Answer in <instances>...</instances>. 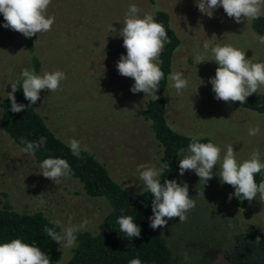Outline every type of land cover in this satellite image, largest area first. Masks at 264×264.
<instances>
[{
    "label": "rangeland",
    "instance_id": "1",
    "mask_svg": "<svg viewBox=\"0 0 264 264\" xmlns=\"http://www.w3.org/2000/svg\"><path fill=\"white\" fill-rule=\"evenodd\" d=\"M167 2L181 45L165 89L166 119L177 132L211 138L213 146L203 153L179 151L175 203L153 212L151 227L164 236L172 264H264L255 243L264 230V193L236 180L239 170L264 166V114L238 104L248 92L264 93V38L248 30L251 18L264 14V0ZM144 3L0 0L1 7L27 12L39 23L45 69L29 78L32 88L44 83L40 113L53 115L62 125L56 134L94 154L129 193L152 186L161 170L160 148L141 116L157 58L144 36L152 30L148 17L135 25ZM0 33L12 42L10 27ZM109 45L112 53L103 58ZM246 47L255 60L247 59ZM21 60H11L17 74L27 66ZM242 191L249 194L247 205H233ZM4 199L20 213L41 211L62 227L60 264L74 246L70 233L96 230L109 209L105 198L86 195L78 179L38 163L0 126Z\"/></svg>",
    "mask_w": 264,
    "mask_h": 264
},
{
    "label": "trees",
    "instance_id": "2",
    "mask_svg": "<svg viewBox=\"0 0 264 264\" xmlns=\"http://www.w3.org/2000/svg\"><path fill=\"white\" fill-rule=\"evenodd\" d=\"M167 1L144 0L145 11L136 18L135 25L140 27L141 24L137 23L144 18L146 21L148 17V27H152V30L144 36L157 51L154 88L142 106L141 116L149 124L150 132L160 148L161 170L152 186L135 193L127 192L114 180L105 164L90 151L77 148L58 136L54 128L62 125H57L58 120L53 115L43 116L40 113L38 107L39 103L43 104L44 83L35 82L37 86L34 84L32 88L33 83L31 85L29 78V74L39 75L45 69V55H41L42 47L36 40L39 23L27 12L0 6V27L3 30L10 27L14 36L11 42L7 35L0 33V49H7L0 50L1 129L38 163L55 167L78 179L86 195L105 198L109 207L96 230L70 233L74 246L64 264L173 262L164 236L151 227V215L175 203L179 185V151L207 152L213 146V140L177 132L166 119L165 89L172 74L174 55L181 45V39L172 27L174 14L172 17ZM250 25L249 31L264 38V14L256 13ZM143 33L141 29V35ZM107 39L108 36L104 38ZM104 48L105 55H102L107 58L112 53V46ZM249 49L246 47V56H251L247 59L253 61L256 58L249 53ZM22 58L27 66L22 74H17L12 70L11 60L22 61ZM48 63L53 67V61L49 58ZM57 83L67 84L62 77H58ZM33 90L40 95L37 99ZM238 104L243 109L264 114V93L248 92L240 97ZM236 180L245 188L264 193V166L241 169L236 173ZM248 199V192L242 191L231 202L235 206L245 207ZM62 234V227L43 212L20 213L13 209L7 199L0 200V264H60L59 238ZM255 243L260 251L258 254H264V230L257 235Z\"/></svg>",
    "mask_w": 264,
    "mask_h": 264
}]
</instances>
